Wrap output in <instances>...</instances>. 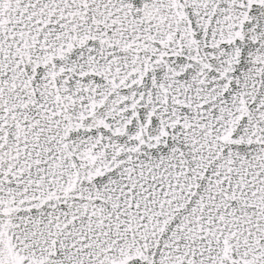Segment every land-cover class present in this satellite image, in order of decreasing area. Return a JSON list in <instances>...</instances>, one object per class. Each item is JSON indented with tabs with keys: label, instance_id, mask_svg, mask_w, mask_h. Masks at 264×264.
<instances>
[{
	"label": "snow or ice",
	"instance_id": "1",
	"mask_svg": "<svg viewBox=\"0 0 264 264\" xmlns=\"http://www.w3.org/2000/svg\"><path fill=\"white\" fill-rule=\"evenodd\" d=\"M0 264H264V0H0Z\"/></svg>",
	"mask_w": 264,
	"mask_h": 264
}]
</instances>
